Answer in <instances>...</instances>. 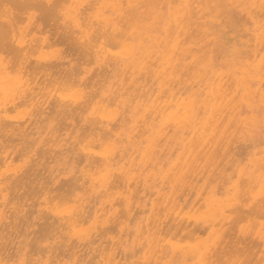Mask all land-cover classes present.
<instances>
[{"label": "bare ground", "instance_id": "6f19581e", "mask_svg": "<svg viewBox=\"0 0 264 264\" xmlns=\"http://www.w3.org/2000/svg\"><path fill=\"white\" fill-rule=\"evenodd\" d=\"M0 264H264V0H0Z\"/></svg>", "mask_w": 264, "mask_h": 264}, {"label": "rangeland", "instance_id": "374dc122", "mask_svg": "<svg viewBox=\"0 0 264 264\" xmlns=\"http://www.w3.org/2000/svg\"><path fill=\"white\" fill-rule=\"evenodd\" d=\"M213 14L216 15V20L218 21V22H216L217 26L224 31L225 37L224 36L223 37H224V40H226L228 46H231L234 50H238L239 52L242 50V47L244 49L245 47L249 46V45H247V44H249L248 43L249 37H248V35L245 36L246 33H245L243 27L241 26V23L239 22L238 18L234 15L233 9L227 10V14H226V11L224 9L215 10V11H213ZM231 17H232V19H231ZM232 20H233V22H232ZM237 20H238V22H237Z\"/></svg>", "mask_w": 264, "mask_h": 264}]
</instances>
